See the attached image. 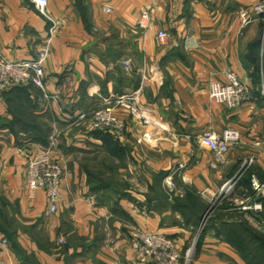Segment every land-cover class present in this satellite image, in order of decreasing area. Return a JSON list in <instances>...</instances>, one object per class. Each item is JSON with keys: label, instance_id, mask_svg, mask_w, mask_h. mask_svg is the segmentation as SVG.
Masks as SVG:
<instances>
[{"label": "crops", "instance_id": "1", "mask_svg": "<svg viewBox=\"0 0 264 264\" xmlns=\"http://www.w3.org/2000/svg\"><path fill=\"white\" fill-rule=\"evenodd\" d=\"M262 1L48 0L45 16L32 0H0L2 55L35 58L49 40L44 91L27 84L0 90V242H8L0 244L1 257L14 264H141L130 246L133 225L183 247L200 216L188 195L209 200L250 155L256 160L243 177L258 178L264 14L243 25L239 12ZM150 6L151 23L141 31V10ZM227 73L249 87L248 101L229 106L211 97V82H226ZM133 92L151 122L116 106L119 136L68 118ZM229 127L241 143L222 159L196 139ZM40 130L48 140L58 132L54 157L63 172L54 213L42 189L28 193L26 159L15 149L39 142L25 133Z\"/></svg>", "mask_w": 264, "mask_h": 264}, {"label": "built area", "instance_id": "2", "mask_svg": "<svg viewBox=\"0 0 264 264\" xmlns=\"http://www.w3.org/2000/svg\"><path fill=\"white\" fill-rule=\"evenodd\" d=\"M36 8L45 16H48L46 7L48 0H32ZM109 11V9H106ZM153 7H146L141 10L137 25L141 31L147 29L151 23ZM264 14V0L258 4L252 5L239 12L241 23L246 25L254 16ZM157 37L164 41L167 32L158 31ZM49 40L38 53L37 57L13 61L0 53V90L15 85L32 84L44 91V61L48 55ZM264 61V56H262ZM125 67L129 66V61H123ZM263 80L260 85L261 95L264 96V62L262 65ZM227 81L224 83L213 81L210 84V95L216 101L226 103L229 106H238L251 98L249 87L241 81L234 73H227ZM116 106H122L132 116L137 117L142 123L148 124L151 120L146 116L144 109L139 104L137 92L128 95H121L115 98L106 99L105 103L95 109L90 115L80 113L74 117H68L71 123L80 122L88 119V125L91 129L100 131H111L119 136L122 132V125L115 114ZM58 132H53L46 144L32 142L27 140L23 146L16 147V151L21 153L25 159V179L28 193L32 196L38 189L45 193L48 203V211L54 213L58 208V199L61 186V174L63 172L60 164L55 160L54 150L57 146ZM190 138L189 135H186ZM196 139L205 147L213 151L215 157L222 159L226 151L232 145L241 143V135L237 129L225 128L221 133L216 134L212 131H204L196 135ZM33 144V146L31 145ZM256 145H260L256 142ZM256 160L255 155L247 157L241 170H245ZM239 174H242L241 171ZM238 175L231 180L223 183L219 193L228 194L233 190ZM255 196H259L264 191V184H258L255 181ZM262 202L256 201L251 206H241V209H255L262 211ZM130 246L141 264H177L180 254L178 246L174 239L166 234L142 229L138 226H132L129 231ZM7 240L2 239L0 244L7 245ZM191 252V248L187 250ZM0 264H14L7 262L0 255Z\"/></svg>", "mask_w": 264, "mask_h": 264}, {"label": "rangeland", "instance_id": "3", "mask_svg": "<svg viewBox=\"0 0 264 264\" xmlns=\"http://www.w3.org/2000/svg\"><path fill=\"white\" fill-rule=\"evenodd\" d=\"M240 171L242 174H238L237 182L230 193L223 194L218 191L209 200L195 196L193 201L195 206L192 207L198 208L201 215L194 229V239L183 247H178L180 257L177 264H263L264 259L261 257L263 250L258 248L253 236L254 233L264 235V191L255 196V181L258 184L262 182L259 178L250 176L246 181L243 175L249 172L243 169ZM241 185L249 187V191L239 189ZM190 195L187 196L188 200L191 198ZM256 201L262 202V211L240 208L251 206ZM229 224L242 233L245 240L244 250H237L227 242ZM204 237L208 238L207 243H204ZM218 246L219 250L212 248ZM189 248L191 252L187 255ZM209 250L215 252L211 254L213 260L199 258L203 253L210 255Z\"/></svg>", "mask_w": 264, "mask_h": 264}, {"label": "trees", "instance_id": "4", "mask_svg": "<svg viewBox=\"0 0 264 264\" xmlns=\"http://www.w3.org/2000/svg\"><path fill=\"white\" fill-rule=\"evenodd\" d=\"M27 85H32V84H27ZM27 136H29L32 140L39 141L43 144H46L48 142L47 138V132L45 130H40L38 132H33L32 133H25ZM258 178L261 180L262 184H264V170L260 171L258 170L257 172ZM195 196H191L189 202L191 203V206L194 205V200ZM195 207H193L194 209ZM200 211L197 210V213ZM201 215V214H200ZM228 233H227V242L232 244L233 247H235L237 250H244L245 247V240L243 238V235L241 232H239L235 227H233L231 224L228 225ZM254 238L258 244V248L262 249V254L261 257L264 259V235L263 234H255L254 233ZM264 264V262H263Z\"/></svg>", "mask_w": 264, "mask_h": 264}]
</instances>
